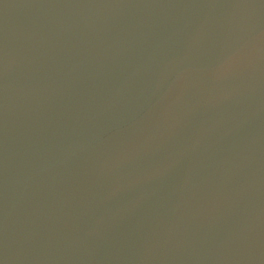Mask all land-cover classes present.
<instances>
[{"label": "water", "instance_id": "1", "mask_svg": "<svg viewBox=\"0 0 264 264\" xmlns=\"http://www.w3.org/2000/svg\"><path fill=\"white\" fill-rule=\"evenodd\" d=\"M0 264H264V0H0Z\"/></svg>", "mask_w": 264, "mask_h": 264}]
</instances>
